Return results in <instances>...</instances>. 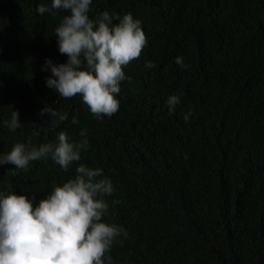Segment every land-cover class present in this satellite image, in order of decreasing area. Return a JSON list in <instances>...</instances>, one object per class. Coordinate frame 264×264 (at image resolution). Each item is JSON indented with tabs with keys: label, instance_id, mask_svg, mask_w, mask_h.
<instances>
[{
	"label": "trees",
	"instance_id": "1",
	"mask_svg": "<svg viewBox=\"0 0 264 264\" xmlns=\"http://www.w3.org/2000/svg\"><path fill=\"white\" fill-rule=\"evenodd\" d=\"M41 5L51 0H0V121L16 111L21 123L0 127V153L61 131L79 141L86 130L89 146L67 172L51 159L0 167V191L39 202L79 164L100 168L114 187L102 222L127 234L105 264H264V0H93L90 18L131 13L147 41L123 68L119 110L99 119L45 86V58L66 61L54 28L67 13Z\"/></svg>",
	"mask_w": 264,
	"mask_h": 264
},
{
	"label": "clouds",
	"instance_id": "2",
	"mask_svg": "<svg viewBox=\"0 0 264 264\" xmlns=\"http://www.w3.org/2000/svg\"><path fill=\"white\" fill-rule=\"evenodd\" d=\"M92 3L51 0L50 7L41 5L36 11L53 16L61 10L67 13L54 28L57 51L66 61L54 64L45 58L40 68L50 73L45 77V86L65 99L79 95L99 119L119 110L116 97L121 82L127 79L123 68L140 57L147 41L141 22L131 13L121 17L103 11L90 18ZM174 62L183 66L181 57L174 58ZM154 67L151 61L145 63V68ZM179 101L178 95L169 96V114ZM45 114L50 120L57 116L60 121L67 120L66 115L50 108L39 113ZM71 123H78L75 116ZM20 125L16 111L11 112L10 119L0 121V127L12 132ZM38 134L37 130L31 133L33 137ZM79 135L81 139L73 141L61 131L55 142L38 147L31 141L15 143L9 152L0 153V167L13 165L16 170L26 171L34 161L51 159L67 172L89 146L86 130ZM113 192L112 181L102 169L84 164L75 168L73 178L54 186L39 202L11 190L0 191V264H105L102 258L116 238L127 235L122 227L102 222L109 207L104 197Z\"/></svg>",
	"mask_w": 264,
	"mask_h": 264
}]
</instances>
